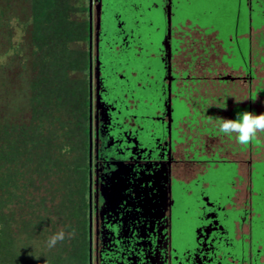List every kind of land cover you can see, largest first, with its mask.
<instances>
[{"label": "flooded vegetation", "instance_id": "1", "mask_svg": "<svg viewBox=\"0 0 264 264\" xmlns=\"http://www.w3.org/2000/svg\"><path fill=\"white\" fill-rule=\"evenodd\" d=\"M87 24L86 264H264V0H76ZM240 101V102H237Z\"/></svg>", "mask_w": 264, "mask_h": 264}, {"label": "trees", "instance_id": "2", "mask_svg": "<svg viewBox=\"0 0 264 264\" xmlns=\"http://www.w3.org/2000/svg\"><path fill=\"white\" fill-rule=\"evenodd\" d=\"M76 6L0 0V264H86L87 24Z\"/></svg>", "mask_w": 264, "mask_h": 264}, {"label": "clouds", "instance_id": "3", "mask_svg": "<svg viewBox=\"0 0 264 264\" xmlns=\"http://www.w3.org/2000/svg\"><path fill=\"white\" fill-rule=\"evenodd\" d=\"M209 122L214 123L224 137L234 138L242 146H247L257 139L258 136L264 135V113L256 114L251 111H243L237 113L235 119L209 116ZM74 236L75 229L71 232L60 230L48 238L46 246L49 249L54 248L57 243L63 242L66 238H74Z\"/></svg>", "mask_w": 264, "mask_h": 264}, {"label": "crops", "instance_id": "4", "mask_svg": "<svg viewBox=\"0 0 264 264\" xmlns=\"http://www.w3.org/2000/svg\"><path fill=\"white\" fill-rule=\"evenodd\" d=\"M255 84L261 88H254V113L260 114L264 113V68L258 72Z\"/></svg>", "mask_w": 264, "mask_h": 264}, {"label": "water", "instance_id": "5", "mask_svg": "<svg viewBox=\"0 0 264 264\" xmlns=\"http://www.w3.org/2000/svg\"><path fill=\"white\" fill-rule=\"evenodd\" d=\"M259 23V24H258ZM262 26H264V21H257L256 23H255V27H256V29H258V28H261Z\"/></svg>", "mask_w": 264, "mask_h": 264}, {"label": "rangeland", "instance_id": "6", "mask_svg": "<svg viewBox=\"0 0 264 264\" xmlns=\"http://www.w3.org/2000/svg\"><path fill=\"white\" fill-rule=\"evenodd\" d=\"M73 1H74L75 3H77L76 0H73ZM77 5H79V4H77ZM77 14H79V13L77 12ZM262 19H264V18H262ZM258 24H259V23H258ZM18 35H19V31H18Z\"/></svg>", "mask_w": 264, "mask_h": 264}]
</instances>
